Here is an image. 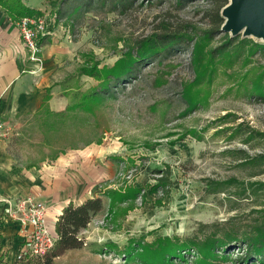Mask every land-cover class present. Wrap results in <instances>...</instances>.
Segmentation results:
<instances>
[{"label": "rangeland", "instance_id": "374dc122", "mask_svg": "<svg viewBox=\"0 0 264 264\" xmlns=\"http://www.w3.org/2000/svg\"><path fill=\"white\" fill-rule=\"evenodd\" d=\"M81 1H62L58 20L49 10L37 16L48 20L52 32L64 30L82 50L77 77L84 76L80 72L86 66L102 71L129 52L135 55L137 44L154 33L185 27L196 39L141 61L131 77L107 89L94 77L74 78L70 104L93 93L96 101L66 110V117L25 120L15 130L14 144L31 160L54 152L105 156L107 178L94 191L103 209L78 233L83 247L68 250L52 264H136L125 261L131 241L221 239L263 225L264 164L245 161L264 154V52L251 48L264 42L244 38L243 49L215 52L230 36L220 29L210 41L201 40L211 27L208 0L178 8L174 0H133L132 8L120 13L109 3L87 9ZM161 22L170 25L168 30H157ZM253 89L261 98L251 96ZM8 125L6 140L14 134ZM239 125L252 138L230 136ZM219 182L226 190L212 193ZM129 188L136 195L110 203L108 191L125 194ZM237 246L231 244L225 260L216 252L215 264H264V256L242 260L245 249ZM195 260L190 254L182 264Z\"/></svg>", "mask_w": 264, "mask_h": 264}, {"label": "crops", "instance_id": "0c3cea01", "mask_svg": "<svg viewBox=\"0 0 264 264\" xmlns=\"http://www.w3.org/2000/svg\"><path fill=\"white\" fill-rule=\"evenodd\" d=\"M31 10H49L46 0H21ZM42 63L26 61L20 34L7 13L0 8V121L10 124L14 134L0 142V258L13 264L21 254L26 236L31 230L10 215V203L33 198L44 203L45 225L56 236L55 224L67 204L79 206L92 199L99 182L106 175L105 156L93 152L91 157L54 152L43 159L31 160L14 144L25 120L67 116L70 94L82 50L72 44L61 28L41 41ZM25 69L30 72H23ZM81 78V80H82ZM49 94L48 109L42 102ZM54 128V127H53ZM101 163V165L98 164Z\"/></svg>", "mask_w": 264, "mask_h": 264}, {"label": "trees", "instance_id": "16d2710c", "mask_svg": "<svg viewBox=\"0 0 264 264\" xmlns=\"http://www.w3.org/2000/svg\"><path fill=\"white\" fill-rule=\"evenodd\" d=\"M62 1L66 2L68 0H46V5H48L50 12L53 11L56 20L61 17L59 16L61 15L59 7L62 5ZM132 1L133 0H82L81 4H84V6L89 9L93 3L96 5L100 4L102 6L109 3L111 11H117L120 13L132 8ZM174 1L176 3V7L178 8L188 3H192V1L198 0ZM208 1L212 5V9H210V11H212L211 27L204 33L201 39L206 40L207 42L213 38V33L220 30L224 22V18L220 15L221 10L228 4L229 0ZM79 7L80 6H76L73 11L78 10ZM0 8L7 13L12 21H18L19 18L22 17H33L41 14V12L34 9L31 10L23 5L21 0H0ZM57 10L58 15L55 13ZM169 26L170 25L168 23L161 22L157 27V30H168ZM185 31L188 32L185 27H179L175 33L164 32L161 34H151L149 37H146L137 44L135 55L129 52L125 56L121 57L119 62H116L114 66L102 71L97 70V65L92 67V69L86 66L81 69L80 74L101 80L102 83H100V86L107 89L110 83H116L131 77L141 61L155 58L161 53L165 55L167 53L174 52L179 50L181 45H190L193 43L196 38L194 36H189V33H186ZM42 41H44V39ZM224 43L225 44L215 50V52L219 53L234 47L243 49L244 46L247 45V40H238V37L236 39H230L227 36ZM251 48L253 50H260L264 52V46L252 45ZM251 96L261 98L259 91L255 89H253ZM97 98L98 97L95 93L92 95L82 96L81 99L79 98L80 100L78 104L72 105L66 110L69 111V109L71 110L74 109V107L76 108L79 106H88L96 101L95 99ZM48 101L49 94H47L43 99L41 105L43 110L48 109ZM62 115L63 114H60L59 116ZM229 134L233 137L241 135L244 137L247 136V138H252V136L247 135L250 133L243 130L241 125L232 129ZM254 162L264 164V154L257 155L254 159L245 161V163L248 164H254ZM213 186H218L219 188L213 190L212 193H224L226 190V188H224V184L221 182L213 183ZM106 195H108L107 197L110 200V203L114 205L115 203L125 202L128 197L132 198L136 195V191L129 188L125 191V194H121L118 191L110 190ZM102 209L103 206L99 197L87 199L79 206H73L72 203L67 204L55 224V233L57 237L53 248L40 259H27L28 261H26L25 264L38 262L40 260H42L40 264H52L54 258L61 256L68 250L83 247L84 240L79 238L78 233L82 231V229H85L91 222V218ZM243 232V234L238 232L228 234L221 239H217L214 235H210L205 238H185L183 241L178 239L168 241L164 239L158 240L152 244L131 241L129 245H127V251H129V254L125 255V261L136 264H182L185 261V256L191 254V256H196L194 264H215L216 262L214 260L218 259V254H216V252L222 253L221 259L225 260L228 253L227 250L231 247L232 243L238 245V249L241 248L239 246L240 244L244 247L245 250L242 260L252 261L253 259L257 260L258 258H262L264 256V224L256 227L253 232ZM111 247L112 246H108L109 249H111ZM23 260V255L20 254L13 264H24L22 263ZM0 264L7 263L0 258Z\"/></svg>", "mask_w": 264, "mask_h": 264}, {"label": "built area", "instance_id": "2783aa9c", "mask_svg": "<svg viewBox=\"0 0 264 264\" xmlns=\"http://www.w3.org/2000/svg\"><path fill=\"white\" fill-rule=\"evenodd\" d=\"M13 23L18 29L23 48L27 52V62L41 66L43 63L40 43L42 39L52 35L48 20L45 17L33 16L19 18L18 21ZM54 23L55 19L52 24ZM29 72L33 73V71ZM8 127V123L0 121V142L5 141L7 134L11 131V127ZM8 208L10 215L17 219L19 223L31 227L26 236L25 245L21 250L23 258L26 256L27 259H40L50 252L57 236H52L45 225L46 208L44 203L33 198H25L10 203Z\"/></svg>", "mask_w": 264, "mask_h": 264}, {"label": "water", "instance_id": "95a60500", "mask_svg": "<svg viewBox=\"0 0 264 264\" xmlns=\"http://www.w3.org/2000/svg\"><path fill=\"white\" fill-rule=\"evenodd\" d=\"M221 32L230 38H251L264 42V0H229L221 10Z\"/></svg>", "mask_w": 264, "mask_h": 264}]
</instances>
